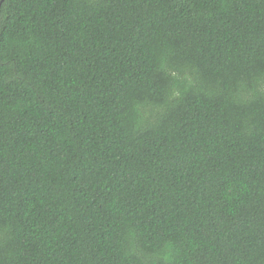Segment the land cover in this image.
<instances>
[{"label": "trees", "instance_id": "1", "mask_svg": "<svg viewBox=\"0 0 264 264\" xmlns=\"http://www.w3.org/2000/svg\"><path fill=\"white\" fill-rule=\"evenodd\" d=\"M1 1L0 264H264V0Z\"/></svg>", "mask_w": 264, "mask_h": 264}, {"label": "water", "instance_id": "2", "mask_svg": "<svg viewBox=\"0 0 264 264\" xmlns=\"http://www.w3.org/2000/svg\"><path fill=\"white\" fill-rule=\"evenodd\" d=\"M3 1H4V0H2L1 2L3 3ZM2 3H1V4H2ZM0 7H1V5H0Z\"/></svg>", "mask_w": 264, "mask_h": 264}]
</instances>
